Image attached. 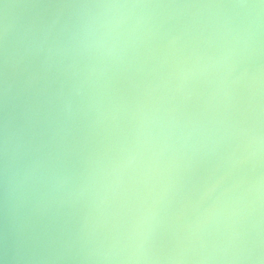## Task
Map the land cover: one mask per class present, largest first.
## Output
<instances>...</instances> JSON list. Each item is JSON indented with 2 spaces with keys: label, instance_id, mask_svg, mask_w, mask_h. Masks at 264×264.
<instances>
[{
  "label": "water",
  "instance_id": "95a60500",
  "mask_svg": "<svg viewBox=\"0 0 264 264\" xmlns=\"http://www.w3.org/2000/svg\"><path fill=\"white\" fill-rule=\"evenodd\" d=\"M0 264H264V0H0Z\"/></svg>",
  "mask_w": 264,
  "mask_h": 264
},
{
  "label": "clouds",
  "instance_id": "9594fccd",
  "mask_svg": "<svg viewBox=\"0 0 264 264\" xmlns=\"http://www.w3.org/2000/svg\"><path fill=\"white\" fill-rule=\"evenodd\" d=\"M126 6H128V5H123V4H118V3H105V4L98 5V7L104 8V9H117V8H122V7H126ZM132 6H134V5H132Z\"/></svg>",
  "mask_w": 264,
  "mask_h": 264
}]
</instances>
